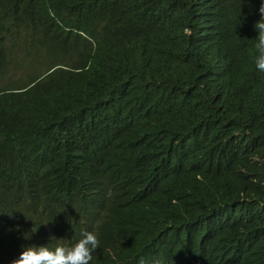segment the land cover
Listing matches in <instances>:
<instances>
[{
    "label": "trees",
    "instance_id": "trees-1",
    "mask_svg": "<svg viewBox=\"0 0 264 264\" xmlns=\"http://www.w3.org/2000/svg\"><path fill=\"white\" fill-rule=\"evenodd\" d=\"M260 4L0 0V264H264Z\"/></svg>",
    "mask_w": 264,
    "mask_h": 264
},
{
    "label": "clouds",
    "instance_id": "clouds-1",
    "mask_svg": "<svg viewBox=\"0 0 264 264\" xmlns=\"http://www.w3.org/2000/svg\"><path fill=\"white\" fill-rule=\"evenodd\" d=\"M259 14L260 19L254 25L258 33L255 38L257 55L254 63L256 69L264 73V0H261ZM47 74L41 75L38 79ZM99 246L98 235L92 231H84L81 238L74 243L57 244L54 248L47 245L30 246L21 252L19 258H10L1 264H91L93 253Z\"/></svg>",
    "mask_w": 264,
    "mask_h": 264
},
{
    "label": "rangeland",
    "instance_id": "rangeland-1",
    "mask_svg": "<svg viewBox=\"0 0 264 264\" xmlns=\"http://www.w3.org/2000/svg\"><path fill=\"white\" fill-rule=\"evenodd\" d=\"M23 47H22V49H24V47H25V45H22ZM29 51V48H28V50H27V52ZM29 61V60H28ZM27 65H29V64H27ZM29 66H31V65H29ZM7 81L6 80H2V81H0V87L1 86H3L5 83H6Z\"/></svg>",
    "mask_w": 264,
    "mask_h": 264
},
{
    "label": "bare ground",
    "instance_id": "bare-ground-1",
    "mask_svg": "<svg viewBox=\"0 0 264 264\" xmlns=\"http://www.w3.org/2000/svg\"><path fill=\"white\" fill-rule=\"evenodd\" d=\"M118 66V65H117Z\"/></svg>",
    "mask_w": 264,
    "mask_h": 264
}]
</instances>
